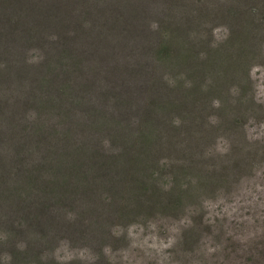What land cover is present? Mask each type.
Returning <instances> with one entry per match:
<instances>
[{"label": "trees", "instance_id": "obj_1", "mask_svg": "<svg viewBox=\"0 0 264 264\" xmlns=\"http://www.w3.org/2000/svg\"><path fill=\"white\" fill-rule=\"evenodd\" d=\"M165 1L0 0V264H101L58 250L103 254L157 219L188 217L192 247L206 202L258 167L238 135L252 85L226 100L264 58V0ZM210 17L230 27L217 47Z\"/></svg>", "mask_w": 264, "mask_h": 264}, {"label": "rangeland", "instance_id": "obj_2", "mask_svg": "<svg viewBox=\"0 0 264 264\" xmlns=\"http://www.w3.org/2000/svg\"><path fill=\"white\" fill-rule=\"evenodd\" d=\"M155 2L160 9H166L162 5L166 4L165 0H150V5ZM188 7H181L175 15L195 19L193 5L189 3ZM202 23V40L215 47L227 41L230 27L226 23L212 20V17ZM243 69L238 72L240 78L233 88L234 95L226 101L232 104L244 102L246 98L240 99L241 87L247 92V85H252L253 92L248 93L247 99L250 102L255 100L257 105L254 114L244 120L245 133L238 135L240 138L247 136L249 151H259V163L247 177L231 183L232 191H220L216 198L206 202L207 217L215 221L213 234L202 232L196 243L188 247L181 242L183 236L185 239L184 227L188 217L177 221L157 219L134 225L127 233L119 229L122 240L114 245L109 241L102 250L103 254L93 246L64 248L58 250L60 259L94 256L101 264H104L103 259L106 264H264V58L256 57L252 66L249 64ZM244 76L247 82L243 81ZM217 101L220 102V98ZM229 147L227 139L218 137L216 153L225 155Z\"/></svg>", "mask_w": 264, "mask_h": 264}]
</instances>
